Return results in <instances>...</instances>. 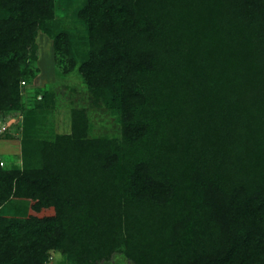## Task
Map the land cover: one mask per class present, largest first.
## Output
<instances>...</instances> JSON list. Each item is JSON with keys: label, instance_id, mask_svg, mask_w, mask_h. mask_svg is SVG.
<instances>
[{"label": "trees", "instance_id": "trees-1", "mask_svg": "<svg viewBox=\"0 0 264 264\" xmlns=\"http://www.w3.org/2000/svg\"><path fill=\"white\" fill-rule=\"evenodd\" d=\"M39 31L55 56L66 42L87 48L73 68L119 115L120 139L87 140L74 109L72 133L55 135L51 90L24 106ZM0 113L22 118V166L0 167V214L12 198L54 210L0 230V264H42L64 241L76 264H264L261 2L0 0Z\"/></svg>", "mask_w": 264, "mask_h": 264}, {"label": "rangeland", "instance_id": "rangeland-1", "mask_svg": "<svg viewBox=\"0 0 264 264\" xmlns=\"http://www.w3.org/2000/svg\"><path fill=\"white\" fill-rule=\"evenodd\" d=\"M261 2L264 6V0H255ZM56 14H59L57 12ZM71 27L73 25H70ZM82 32H85V27L79 26ZM38 49L37 67L39 72L29 84H22L21 92L23 104L27 108L33 104L34 93L37 89H47L54 93V111L51 117L52 130L55 135H70L72 133L71 111L84 110L86 116V139L100 140L105 139H120L122 136V124L119 115L113 114L105 106L95 104L85 86V77L77 71V65L73 68V64L77 61L80 55L87 52L86 47L76 45L72 52L66 51V44L62 45V53L55 52L52 46V41L45 36L44 33L38 32L35 38ZM73 48V47H72ZM57 61V65H56ZM40 95L37 97L40 99ZM48 115V114H47ZM47 118V116H45ZM48 119V118H47ZM2 126H5V131H2ZM22 127V118L19 114L0 113V161L5 168L10 164L21 163V138L18 136ZM52 139H48L47 144H51ZM41 142H44L41 141ZM45 143V142H44ZM35 149H44V145L39 143ZM42 151V150H41ZM49 151H51L49 149ZM43 152V151H42ZM50 157L53 153H48ZM38 157V156H37ZM40 157V156H39ZM38 157V158H39ZM41 157L40 159L43 161ZM55 161L62 162V159L56 158ZM37 214L39 217L54 214L53 209H44L39 213L31 210V204L25 199L12 198L1 211V217L5 220L0 224L1 232L7 229V237H11L12 233H17V224L25 223L30 215ZM64 216V217H63ZM62 218L66 222L70 219L71 212L65 210ZM12 224V226L9 225ZM9 226V227H8ZM7 227V228H6ZM63 246L58 249H50L48 258L42 264H76L74 259L69 255V247L66 241ZM100 264H133L124 255H114L110 260Z\"/></svg>", "mask_w": 264, "mask_h": 264}, {"label": "built area", "instance_id": "built-area-1", "mask_svg": "<svg viewBox=\"0 0 264 264\" xmlns=\"http://www.w3.org/2000/svg\"><path fill=\"white\" fill-rule=\"evenodd\" d=\"M22 84H23V82H22ZM1 130L5 131V126H2ZM0 165L3 166V161H0Z\"/></svg>", "mask_w": 264, "mask_h": 264}]
</instances>
